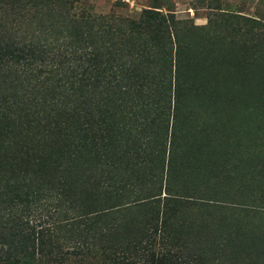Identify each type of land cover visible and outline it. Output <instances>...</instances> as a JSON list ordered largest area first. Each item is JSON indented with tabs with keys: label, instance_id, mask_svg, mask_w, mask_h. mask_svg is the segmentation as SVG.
I'll use <instances>...</instances> for the list:
<instances>
[{
	"label": "rangeland",
	"instance_id": "rangeland-1",
	"mask_svg": "<svg viewBox=\"0 0 264 264\" xmlns=\"http://www.w3.org/2000/svg\"><path fill=\"white\" fill-rule=\"evenodd\" d=\"M3 103L0 264H264V0H0Z\"/></svg>",
	"mask_w": 264,
	"mask_h": 264
},
{
	"label": "trees",
	"instance_id": "trees-1",
	"mask_svg": "<svg viewBox=\"0 0 264 264\" xmlns=\"http://www.w3.org/2000/svg\"><path fill=\"white\" fill-rule=\"evenodd\" d=\"M176 63H178L179 64V61L178 62H176ZM71 90L72 89H69L68 91H63V93H66V94H68L69 92H71ZM176 94H177V96H176V101H177V97H179V91L177 92V90H176ZM178 102V101H177ZM179 103V102H178ZM177 103V104H178ZM65 104V103H64ZM64 104H62L61 106H63ZM12 106L13 105H5V103H3L2 104V106H0V129L1 130H9V131H12L13 130V128L12 127H10V125L12 124V123H14L15 121H16V123H17V121H18V119L20 120V115H17L15 112H14V110L12 109ZM175 120V119H174ZM179 123V122H178ZM10 124V125H9ZM5 125V126H4ZM180 135H183V133H182V129L180 128ZM94 140L95 139H93L92 138V143L94 142ZM182 147L184 148V146H183V138H182ZM179 155H178V157L175 159L176 161H178L179 160ZM165 183H166V185L164 186L166 189H167V181H165ZM167 192V191H166ZM169 195L170 194H168V193H166V196H168L169 197ZM180 207H181V205H180ZM53 223V222H52ZM43 235V234H42ZM21 238H22V240H21V242L20 243H22V242H27L28 240H29V237H28V234H25V235H23V236H21ZM36 239V238H35ZM32 241V240H31ZM37 241H38V239H37ZM30 242V241H29ZM32 242H34V241H32ZM62 248H63V246H62ZM56 249V248H55ZM54 249V250H55ZM24 251V253H22V255L23 256H29V258L33 261L35 258H37V255H39V250H35L34 251V249L31 251V252H27V250L26 249H23ZM56 250H58V249H56ZM37 254V255H36ZM18 264V263H17ZM19 264H23V261H21Z\"/></svg>",
	"mask_w": 264,
	"mask_h": 264
}]
</instances>
